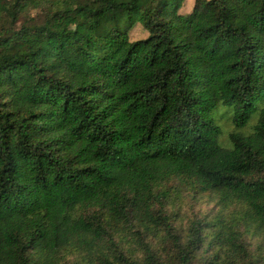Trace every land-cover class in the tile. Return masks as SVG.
Masks as SVG:
<instances>
[{"label": "trees", "instance_id": "1", "mask_svg": "<svg viewBox=\"0 0 264 264\" xmlns=\"http://www.w3.org/2000/svg\"><path fill=\"white\" fill-rule=\"evenodd\" d=\"M184 2L0 0V264H264V0Z\"/></svg>", "mask_w": 264, "mask_h": 264}, {"label": "rangeland", "instance_id": "2", "mask_svg": "<svg viewBox=\"0 0 264 264\" xmlns=\"http://www.w3.org/2000/svg\"><path fill=\"white\" fill-rule=\"evenodd\" d=\"M194 5L195 0H185L183 7L180 10V13L183 15L189 14L192 11ZM49 12L50 10H48L47 7L31 10L18 19L15 28L19 29L24 24L42 26L52 16V14ZM82 16L83 15L80 12H76L67 17H60L56 21L55 28L59 29L63 26L73 28L76 23L82 18ZM146 36L147 33L142 29L140 25H136L130 31V38L132 40L143 39ZM218 124L222 129V135L219 139L220 143L226 145V143L223 142V138H226L225 136L231 130V127L227 123L224 124L222 119L218 121ZM196 196V198L193 199L189 198L188 196H184L182 200H175L174 209L178 211L176 221L178 224H181V226H184L187 218H191L193 215H208L212 217L219 213L221 206L219 205L216 199H213L212 195H208V193H205ZM231 210L232 208L230 210L222 209V212H225L226 214L228 211ZM253 241L255 242L254 239Z\"/></svg>", "mask_w": 264, "mask_h": 264}]
</instances>
